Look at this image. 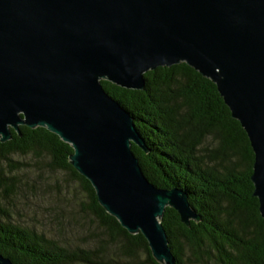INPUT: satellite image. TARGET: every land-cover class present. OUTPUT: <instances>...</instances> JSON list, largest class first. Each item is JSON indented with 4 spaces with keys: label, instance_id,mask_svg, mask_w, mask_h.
I'll return each instance as SVG.
<instances>
[{
    "label": "water",
    "instance_id": "95a60500",
    "mask_svg": "<svg viewBox=\"0 0 264 264\" xmlns=\"http://www.w3.org/2000/svg\"><path fill=\"white\" fill-rule=\"evenodd\" d=\"M187 64L212 81L254 153L253 197L264 219V0H0V141L46 128L73 149L72 167L101 207L154 259L177 264L161 223L200 221L180 188L145 176L135 119L104 89L143 91L145 74ZM0 264H14L0 253Z\"/></svg>",
    "mask_w": 264,
    "mask_h": 264
},
{
    "label": "trees",
    "instance_id": "16d2710c",
    "mask_svg": "<svg viewBox=\"0 0 264 264\" xmlns=\"http://www.w3.org/2000/svg\"><path fill=\"white\" fill-rule=\"evenodd\" d=\"M145 79L143 91L101 83L131 113L146 142L149 153L132 145L145 176L158 188L186 191L200 216L186 226L174 209L165 210L161 223L177 264H264V219L251 181L254 153L217 86L185 63L149 71ZM20 132L11 130L12 139L0 141L4 257L14 264H160L142 234H129L101 207L91 183L72 167L69 144L42 127L21 126ZM32 166L63 173L81 188V196L70 200L72 214L89 230L88 242L11 220Z\"/></svg>",
    "mask_w": 264,
    "mask_h": 264
},
{
    "label": "rangeland",
    "instance_id": "374dc122",
    "mask_svg": "<svg viewBox=\"0 0 264 264\" xmlns=\"http://www.w3.org/2000/svg\"><path fill=\"white\" fill-rule=\"evenodd\" d=\"M205 145L211 147L212 143L208 140ZM19 159L32 162L30 158ZM25 175L27 181L19 197L15 198L16 207L11 212V220L55 237H67L76 244L88 242L86 231L89 230L86 224L82 218L72 214L70 199L80 197L83 193L78 184L63 173L53 174L37 167H33ZM74 226L75 234L72 232Z\"/></svg>",
    "mask_w": 264,
    "mask_h": 264
}]
</instances>
